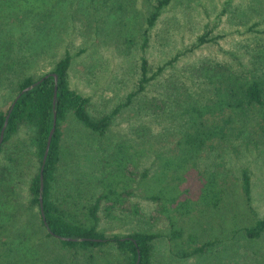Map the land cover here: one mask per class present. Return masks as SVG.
Returning <instances> with one entry per match:
<instances>
[{
	"label": "rangeland",
	"instance_id": "374dc122",
	"mask_svg": "<svg viewBox=\"0 0 264 264\" xmlns=\"http://www.w3.org/2000/svg\"><path fill=\"white\" fill-rule=\"evenodd\" d=\"M155 1L0 0V44L11 45L10 55L24 64L15 71L36 79L70 53L69 86L91 99L94 114H111L139 91L147 63L145 89L121 108L105 137L72 115L60 127L62 159L54 194L81 219L109 172L103 161L121 142L145 151L138 172L148 171L146 181H153L161 158L177 152L184 108L212 102L207 71L222 66L246 77L264 72V0H173L149 28ZM6 100L0 92V110L8 109ZM33 136V128L21 125L0 150V264H117L114 246L91 254L47 236L40 210L31 203V184L40 170ZM244 170L251 178L249 201ZM168 177L178 186V202L168 208L189 201L190 213L159 217V203L146 197L145 186L130 199L142 215L109 219L100 211L101 231L107 237L158 234L151 264H264V236L250 240L243 232L264 217V111L237 120L228 140L207 147L185 174L170 171ZM211 178L224 189L218 208L199 205ZM171 218L184 231L181 240L172 237ZM191 236L198 246L215 245L203 255L181 258Z\"/></svg>",
	"mask_w": 264,
	"mask_h": 264
},
{
	"label": "trees",
	"instance_id": "16d2710c",
	"mask_svg": "<svg viewBox=\"0 0 264 264\" xmlns=\"http://www.w3.org/2000/svg\"><path fill=\"white\" fill-rule=\"evenodd\" d=\"M172 1L156 0L154 2L147 19L149 28L154 26L162 12ZM2 45L0 44V87L3 88H0V92H3L7 98L8 109L6 111L0 110V134L9 108L16 96L27 87L36 82H41L30 91L23 93L18 99L10 115L0 150L3 144L17 134L21 125H27L34 129L31 143L40 158L41 169L48 136L54 121L56 84L53 75L49 74H57L59 78L55 106L57 128L44 168L43 199L46 219L55 235L79 239L78 241L61 240L70 249L76 251L80 249L92 254L96 249L106 245L114 246L119 255L118 260L117 256L115 258L117 264H136L139 256V264H151L154 242L159 238V235L144 231L134 232L130 235L107 237L100 229V211H103L109 219L118 218L117 214H127L132 217L142 215L139 206L131 202L130 199L135 196V190H142L147 186L146 197L159 203L156 213L159 217L164 213H190L192 205L189 201H181L172 210L171 207L168 208V204L174 205L178 202V196L176 195L178 186L173 182L176 178L174 177L170 182L168 180L170 171L185 174L198 164V160L207 147L214 146V142L222 144L231 137L232 129L237 120H241L243 123L250 112L255 110L264 111V72L246 77L236 73L231 68L222 66L214 71H207V79L213 94L212 102L206 105L191 104L184 108L183 132L177 142V152L170 158H161L164 160L160 164L162 169L155 174L153 181L147 183L148 171L144 172L142 176L138 172L139 161L145 155V151L134 148L127 141L121 142L111 156L103 161V167L109 172L99 183L101 187L99 197L87 208L85 218L81 219L72 211L66 201L58 200L54 194V185L57 181V172L62 159V132L60 127L67 117L72 115L83 128L101 138L105 137L114 117L120 112L121 108L127 106L132 98L145 89V84L148 82L146 77L147 63L146 61L143 62L144 76L139 91L130 94L127 102L111 114L97 115L91 112V99L72 90L69 86L68 73L72 65L70 53H65L50 73L36 79L32 76L21 78L20 72L15 70L16 68L22 70L24 65L21 63L22 60L10 55L12 53L9 52L11 51V45L8 46L7 42H3ZM242 132L240 128L239 133L242 134ZM139 177L142 180L137 182ZM163 183H165V187H162ZM242 185L249 201L252 185L247 170L242 173ZM30 191L32 206L36 205L40 210V170L32 181ZM223 192L224 189L216 184L215 178L209 179L202 188L200 200L203 203L201 202L202 204L199 205L213 208L220 207ZM39 212L41 224L46 228L42 220L41 210ZM170 223L172 237L181 240L184 231L173 218L170 219ZM46 232L47 236H54L48 232L47 228ZM243 232L250 240L261 239L264 236V217L257 219L251 227L245 228ZM214 245V242H207L198 246L196 239L191 236L189 245L179 253V256L189 258L203 255ZM91 257L93 258V255Z\"/></svg>",
	"mask_w": 264,
	"mask_h": 264
},
{
	"label": "water",
	"instance_id": "95a60500",
	"mask_svg": "<svg viewBox=\"0 0 264 264\" xmlns=\"http://www.w3.org/2000/svg\"><path fill=\"white\" fill-rule=\"evenodd\" d=\"M49 75H53V77L55 78V84H56L55 93H54V121H53L52 129H51L50 134L48 136L47 145H46L45 153H44V156H43L42 166H41V169H40V195H39L40 210H41V215H42L43 223H44V225L47 228V230H48L49 233H51L52 235L56 236L58 239L63 240V241H66V240L67 241H78L79 239L66 238V237H63V236H60V235H55L52 232V230L49 227V225H48V222H47V219H46V215H45V212H44V199H43V191H44V168H45V165H46V162H47V159H48V155L50 153V148H51L52 140H53L54 134L56 132V128H57V112L55 110V106H56L57 95H58V81H59V78H58L57 74L53 73V74H49ZM40 82L41 81L36 82L32 86L27 87L25 90H23L20 94H18L16 96L15 100L13 101V103L11 104V106L9 108L8 114H7L6 119H5L4 126H3L2 131H1V134H0V145L4 141L5 131H6V129L8 127V124H9L10 115H11V113H12V111H13V109H14L17 101H18V99L21 97V95L23 93H25L27 91H30L32 88L36 87V85H38ZM139 261H140V256H139L138 261H137L136 264H139Z\"/></svg>",
	"mask_w": 264,
	"mask_h": 264
}]
</instances>
